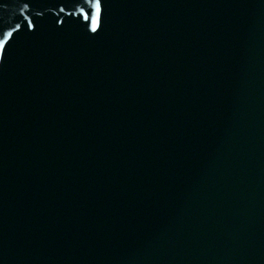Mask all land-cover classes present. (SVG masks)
<instances>
[{"label": "water", "instance_id": "water-1", "mask_svg": "<svg viewBox=\"0 0 264 264\" xmlns=\"http://www.w3.org/2000/svg\"><path fill=\"white\" fill-rule=\"evenodd\" d=\"M99 9L0 0V264H264V0Z\"/></svg>", "mask_w": 264, "mask_h": 264}, {"label": "snow or ice", "instance_id": "snow-or-ice-1", "mask_svg": "<svg viewBox=\"0 0 264 264\" xmlns=\"http://www.w3.org/2000/svg\"><path fill=\"white\" fill-rule=\"evenodd\" d=\"M97 3V13H99L100 9H99V3L100 0H96ZM93 31L96 30V25H97V19H93ZM8 35H11V33H8ZM4 43H6V41L0 42V48H2L4 46Z\"/></svg>", "mask_w": 264, "mask_h": 264}]
</instances>
